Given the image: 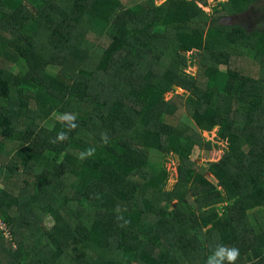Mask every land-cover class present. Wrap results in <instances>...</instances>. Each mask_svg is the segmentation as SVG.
<instances>
[{"label":"trees","instance_id":"1","mask_svg":"<svg viewBox=\"0 0 264 264\" xmlns=\"http://www.w3.org/2000/svg\"><path fill=\"white\" fill-rule=\"evenodd\" d=\"M259 3L0 0V264H205L218 244L264 264ZM256 6L261 27L222 21ZM216 127L206 170L191 154ZM152 151L179 157L172 189Z\"/></svg>","mask_w":264,"mask_h":264},{"label":"rangeland","instance_id":"2","mask_svg":"<svg viewBox=\"0 0 264 264\" xmlns=\"http://www.w3.org/2000/svg\"><path fill=\"white\" fill-rule=\"evenodd\" d=\"M166 0H155L156 5H161L163 2ZM227 0H206L207 4H199L203 10L207 13H212L214 11V8H217L220 3L226 2ZM258 6L262 9H264V0H260V3ZM255 12L249 11L243 16H236V17H228L223 19V23L225 24H232V23H238V22H243L246 23V25H251L250 27L252 28H257L261 27L260 26V20L261 18V9H259L257 6L254 8ZM264 20V19H263ZM187 58H189V65L186 68V72L190 73L192 75L196 74V63H194L193 59H191V52L186 53ZM244 65V62L242 63V67ZM222 69H226L225 66L222 67ZM180 95V96H186L187 94L182 91L179 92L177 90H174V93H169L164 96V100L168 101L171 99V97L174 95ZM54 121H60L61 117L58 115L53 116ZM181 121L184 124L195 126L194 122L185 114L184 117L181 118ZM202 136L204 137L205 140L211 141L213 143V148L212 150H200L198 147L194 148L191 154L192 160L197 163L200 167L203 169L208 170L209 167L217 162L218 160L221 159V157L224 155V153L228 149V142L224 141L220 138L219 136V127H216L213 131L208 132L204 131L202 132ZM150 162L159 166L163 167L166 169L168 172V182H167V189H172L175 184L177 183V178H178V172H177V165L179 163V158L177 155H163L157 151H152L150 153ZM211 181L217 182L215 177L207 172L206 175ZM173 206L175 205L172 204ZM226 205V203L224 204ZM224 205H221L223 207ZM51 221H49L47 224L48 226L51 225Z\"/></svg>","mask_w":264,"mask_h":264},{"label":"clouds","instance_id":"3","mask_svg":"<svg viewBox=\"0 0 264 264\" xmlns=\"http://www.w3.org/2000/svg\"><path fill=\"white\" fill-rule=\"evenodd\" d=\"M62 120L66 122V129H74L76 124L73 122L74 117L70 114H65ZM67 136V132L64 130L58 131L56 134V139L58 141H63ZM101 142L107 143V136L101 135ZM95 152V148H87L79 153V159L83 160L89 158ZM179 158V157H178ZM239 256V249L234 246H228L225 244L216 245L209 253L205 260V264H235Z\"/></svg>","mask_w":264,"mask_h":264},{"label":"built area","instance_id":"4","mask_svg":"<svg viewBox=\"0 0 264 264\" xmlns=\"http://www.w3.org/2000/svg\"><path fill=\"white\" fill-rule=\"evenodd\" d=\"M0 230L1 231H4L5 232V235L8 234L7 228H6V226L4 225V223L1 220H0Z\"/></svg>","mask_w":264,"mask_h":264},{"label":"bare ground","instance_id":"5","mask_svg":"<svg viewBox=\"0 0 264 264\" xmlns=\"http://www.w3.org/2000/svg\"><path fill=\"white\" fill-rule=\"evenodd\" d=\"M176 90L179 91V92H182V90H180V89H178V88H176Z\"/></svg>","mask_w":264,"mask_h":264},{"label":"water","instance_id":"6","mask_svg":"<svg viewBox=\"0 0 264 264\" xmlns=\"http://www.w3.org/2000/svg\"><path fill=\"white\" fill-rule=\"evenodd\" d=\"M174 90H176V87H174Z\"/></svg>","mask_w":264,"mask_h":264}]
</instances>
